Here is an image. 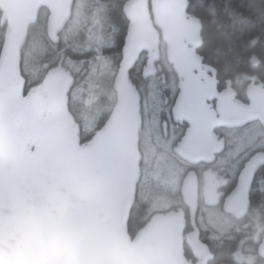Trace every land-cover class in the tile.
<instances>
[{
    "label": "water",
    "instance_id": "water-1",
    "mask_svg": "<svg viewBox=\"0 0 264 264\" xmlns=\"http://www.w3.org/2000/svg\"><path fill=\"white\" fill-rule=\"evenodd\" d=\"M73 4L0 0L5 27L0 48V264H192L183 249L181 212L155 216L135 237L128 231L141 165L137 95L129 88L120 90L105 123L82 145L79 130L69 127L73 120L63 83L48 88L46 112L39 94L25 92L22 52L31 26L46 8L48 36L58 39ZM188 8L189 0H129L125 5L133 24L129 42H137L151 56L159 52L162 39L167 44L180 79L176 114L211 126H238L256 119L264 124V87L252 82L250 106L234 102V89L218 94L217 73L204 68L196 50L201 44L200 20ZM216 95L227 102L220 116L195 119L206 99ZM191 101L196 104L190 106ZM59 105L66 108L65 119L47 125L48 114ZM256 163L253 159L248 165L240 191L250 185ZM188 187L189 180L182 193L190 203ZM191 204L194 220L196 193ZM187 242L209 258L198 228Z\"/></svg>",
    "mask_w": 264,
    "mask_h": 264
},
{
    "label": "flooded vegetation",
    "instance_id": "flooded-vegetation-1",
    "mask_svg": "<svg viewBox=\"0 0 264 264\" xmlns=\"http://www.w3.org/2000/svg\"><path fill=\"white\" fill-rule=\"evenodd\" d=\"M128 1L74 0L72 16L79 3L87 12H104L106 24H96V35L86 37L81 34L74 40L65 38L62 33L53 40L47 33L48 52L52 59L55 57L50 67L63 70L67 80L61 77L63 79L54 78L47 82L50 71L45 70L42 82L32 83L35 85L28 92L25 91L26 94L45 88L48 101V88L61 82L67 87L70 110L72 91L89 75L91 65L99 61L107 63L108 67L117 62L118 72L114 74L117 96L122 90L119 87L121 81L125 80L126 88L131 89L138 98L143 150H148L154 160L170 162L176 172L177 181L167 196L170 197L168 211H179L184 216L183 249L187 260L192 264H264V124L256 119L238 126H211L207 122L196 123L176 114L175 107L181 93L180 79L168 58L167 44L162 39L159 52L151 56L137 42H129L128 34L133 24L125 13ZM43 9L48 15V10L42 8L41 11ZM98 48H102L106 54L97 55ZM196 50L198 52V48ZM68 61L78 65L77 70H72ZM208 67L205 63L204 68L208 70ZM208 72L213 75L212 70ZM252 82L264 87L262 81H235L217 73L218 94L234 89V102L245 106L252 104L249 95ZM41 100L43 102L42 97ZM195 104L194 101L189 103L190 106ZM226 105V100L220 95L207 98L202 105L203 113H195L194 118H217L220 109ZM45 106H48V102ZM57 109L64 112V117L49 118L47 125L57 119H65L66 108L62 105L53 108L48 117ZM74 109L78 111L76 105ZM22 120L24 123V117L20 122ZM72 120L69 127L75 124ZM253 159H257L253 178L250 185L240 191V186L245 184L244 173ZM187 180L190 203L182 193ZM195 193L197 208L193 220L194 204L191 203ZM197 228L201 240L210 251L209 258L199 255L187 242L189 235ZM228 247L231 248V259L225 261L220 254L223 248Z\"/></svg>",
    "mask_w": 264,
    "mask_h": 264
},
{
    "label": "trees",
    "instance_id": "trees-1",
    "mask_svg": "<svg viewBox=\"0 0 264 264\" xmlns=\"http://www.w3.org/2000/svg\"><path fill=\"white\" fill-rule=\"evenodd\" d=\"M188 12L200 20L199 35L201 44L198 47V53L201 54L203 61L207 65L213 68L219 75L228 76L235 81L250 79L251 81L264 82V0H189ZM46 16V11L43 9L40 13L39 21L30 28V35L33 27L34 33L42 35L37 45L45 44L46 50L48 49L44 53L38 52L36 54L37 63L41 65V75L38 78V83L42 82L44 78L46 63L53 61L55 58L52 59L48 52L50 45L46 32ZM4 31V22L0 12V48L4 40ZM22 58L23 64V52ZM23 74L27 83L25 91L28 92L35 85L32 83L37 82L28 78L26 72L23 71ZM116 83L115 79L106 80V89L114 94V107L118 100ZM99 89L100 86H98L96 94L99 92ZM104 99L106 102L107 92ZM75 105L78 111H75ZM113 108L105 116L102 125L109 117ZM83 111L84 107L82 103H72L69 113L75 121L73 126L79 130L81 144L85 145L98 130L89 136L83 134ZM143 148H145L144 145L140 143L141 165L139 183L141 177L144 179L151 174V169L154 167L153 162L148 161L150 159L148 158L147 150H143ZM139 183L138 193L140 194L141 186ZM139 197L137 195L136 202H138ZM163 197L167 198V195H163ZM136 202L128 222V231L132 237H135L145 229L155 217L153 216L139 224L141 216L140 211L136 207ZM167 212H169L168 209L159 211V214ZM222 251L223 253L220 254V258L225 261L230 260L231 248H223Z\"/></svg>",
    "mask_w": 264,
    "mask_h": 264
},
{
    "label": "rangeland",
    "instance_id": "rangeland-1",
    "mask_svg": "<svg viewBox=\"0 0 264 264\" xmlns=\"http://www.w3.org/2000/svg\"><path fill=\"white\" fill-rule=\"evenodd\" d=\"M103 22L106 24L107 18L106 14L103 13H93L87 12V9L81 7L79 3L76 4V8L72 18L67 23L65 29L62 32V35L70 40H74L77 36L84 34L94 36L97 33L95 32V26L97 23ZM107 27L106 25H104ZM34 27L32 28V33L27 42L26 47L23 50L24 61L22 64V70L26 72L28 78H31L34 82L38 83V78L41 75V65L37 63V53L46 52V45H37L41 40L42 35L40 33L33 32ZM100 37V35H98ZM107 38V36H104ZM98 54H106L102 48L97 49ZM54 61V60H53ZM53 61L46 63L45 70H48L47 82L52 79H63L67 80V77L64 76L63 70L50 67ZM69 67L72 70H77L78 65L75 66L73 62H67ZM73 66V68L71 67ZM63 69H66L61 65ZM117 62L113 65L107 67L105 62H96L91 65L90 73L85 77L84 80L80 81L72 91V103H82L84 107L83 118L84 124L82 126L83 134L89 136L93 132L97 131L98 128L102 125L105 120V116L108 112L114 107V94L106 89V80L115 79L114 74L117 75ZM63 77V78H61ZM125 80L121 81L120 88L122 90L126 89ZM93 83V84H92ZM42 84H40L41 86ZM100 86L99 92L96 94V90ZM107 92V99L105 102V94ZM40 95L43 98L42 107L43 111H47V97L45 96V88L34 92ZM42 101V100H41ZM46 102V103H45ZM46 107V109H45ZM44 116V114H43ZM51 116V117H50ZM48 119L61 118L64 117V112L61 109L53 111ZM52 119V120H53ZM23 126V120L19 123L18 128L21 129ZM34 143L30 145L29 148H32ZM149 155L148 161H152L154 167H152V173L143 179L140 180V194L138 193L139 200L136 202V207L140 211L141 218L140 222H144L153 216L159 214V211H163L170 207V197L168 196L171 187L175 185L176 172L173 171L171 163L165 160H154L152 156ZM140 178V177H139ZM173 201H171L172 203Z\"/></svg>",
    "mask_w": 264,
    "mask_h": 264
}]
</instances>
